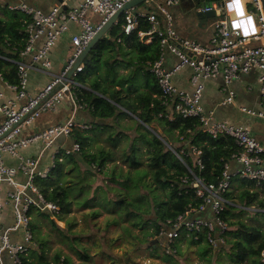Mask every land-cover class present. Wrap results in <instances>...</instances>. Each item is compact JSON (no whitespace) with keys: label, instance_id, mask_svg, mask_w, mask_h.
I'll return each instance as SVG.
<instances>
[{"label":"trees","instance_id":"1","mask_svg":"<svg viewBox=\"0 0 264 264\" xmlns=\"http://www.w3.org/2000/svg\"><path fill=\"white\" fill-rule=\"evenodd\" d=\"M124 16L93 45L84 67L74 76L79 85L72 89L73 98L81 105L79 120L87 126L73 125L67 137L58 138L47 175L34 179L43 198L58 206L53 216L65 223L59 227L47 218L60 248L49 258L53 241L49 233L40 235L33 221L30 227L38 247L24 262L72 264L70 255L79 264H90L97 257L113 261L104 245L120 247V240L126 238L132 248L146 245L149 256L176 264L173 256L180 254L181 244L174 254H159V245L154 246L152 239L160 223L194 199L188 168L204 183H216L224 163L240 150L230 136H209L195 118L166 117L156 78L149 70L159 56V41L154 38L145 44L139 39L138 31L148 28L144 17L125 34ZM29 20L25 12L0 3V74L10 84L18 80L16 61L26 43ZM98 119L105 123H97ZM183 142L201 149L202 168L194 164L187 149L180 153ZM73 143L79 150L65 153L64 148ZM225 197L221 214L228 225L224 245L212 249L202 234L194 240L186 232L180 236L181 243L195 246L207 264L212 257V264H259L264 249V189L253 180L234 179ZM74 212L82 223L77 232L73 231L77 225ZM114 227L120 231L111 237ZM91 230L94 234L88 233ZM101 230L99 237L96 233Z\"/></svg>","mask_w":264,"mask_h":264},{"label":"built area","instance_id":"2","mask_svg":"<svg viewBox=\"0 0 264 264\" xmlns=\"http://www.w3.org/2000/svg\"><path fill=\"white\" fill-rule=\"evenodd\" d=\"M129 0H80L70 9L61 5L53 6L48 12L31 7L24 2L7 3L9 10H21L29 15L26 26L27 39L20 58L16 61L17 83H6L14 92V97L3 101L0 93V264H32L24 262L35 247L31 232L30 210L53 213L58 206L46 201L34 183L35 177H45L53 164L58 148L54 142L67 137L73 125L86 127L82 121L73 119L81 108L74 101L72 89L79 84L67 78V72L82 53L97 31L107 20L121 10ZM180 0H145L151 6L147 11L128 10L124 14L122 30L125 34L137 26L138 19L144 17L148 28L138 31L139 39L149 44L154 38L159 41V56L150 65L149 70L155 76L159 89V98L166 108V117L173 119L195 118L204 132L212 138L230 136L239 147V151L230 161L224 163L220 179L216 183H204L189 168L193 177L191 186L194 199L173 217L160 223L157 243L165 254H174L181 244L182 232L197 240L202 234L212 249L225 243L227 222L221 214L234 179H250L264 189V143L259 142L247 127L234 124L226 119H218L214 109H207L203 103L206 81L221 79V98L219 106L234 104L236 93L231 84L253 68L259 71L258 97L261 108L252 109L238 105L239 112L264 120V9L261 0H201L196 11L212 10L211 34L205 41L188 38L181 34L175 24L173 9ZM241 10V12H239ZM92 15L99 19L93 22ZM69 23H75L78 31L70 36L71 53L64 68L58 72H49L52 67L50 51L57 39L68 31ZM174 61H171V58ZM84 65L80 63L74 76ZM190 73L185 86L178 85L174 77L183 68ZM30 71L44 72L48 81L35 94L27 92ZM68 91V94L66 92ZM72 105L70 117L36 131H31L36 120L48 111H56L63 99ZM34 143H40V149L34 156L22 154ZM180 153L187 149L196 166L202 168L201 149L183 142ZM49 151L46 163L44 152ZM79 146L73 143L64 148L65 153H74ZM176 156L184 163L179 153ZM5 156L17 159L16 165L5 161ZM231 163L237 164L232 168ZM185 164V163H184ZM18 175L22 180L18 181ZM187 184L186 178L181 179ZM4 185L8 190L4 192ZM4 193L7 197L5 200ZM7 200L12 206V221L7 224L1 220ZM27 260V259H26ZM259 264H264V249L259 255Z\"/></svg>","mask_w":264,"mask_h":264},{"label":"crops","instance_id":"3","mask_svg":"<svg viewBox=\"0 0 264 264\" xmlns=\"http://www.w3.org/2000/svg\"><path fill=\"white\" fill-rule=\"evenodd\" d=\"M78 1L80 0H62V1H59V0H0V3L6 5L7 3L24 2L31 7L42 10L43 12H48L53 6H56V5H61L63 9H70L74 7L75 5H77ZM178 5H180V9L173 10V16L175 18V24L183 36L188 37L186 33L192 24H195L197 28H199L200 30H202L206 26V23H202L201 26H198L196 21L193 22L192 20H189L186 17V14L189 8L188 0H180ZM150 9H151V6L149 4L144 3L143 1L142 4L140 3L139 5L135 6L132 10L133 11H147ZM239 12H241V10H239ZM91 19L93 22H96L99 19V17L96 15H92ZM77 31H78V26L75 23H69L68 31L57 39L55 45L52 47L50 51L49 55L52 61V67L47 71L58 72L63 67V65H65V61L69 57L71 53V48H72V45L70 42V36L76 33ZM188 38H193V37H188ZM199 40L205 41L204 39H199ZM170 58H171V61H174L173 57H170ZM189 73H190L189 68L187 67L183 68L174 77L175 82L180 86H185ZM258 75H259V71L253 68L249 73L243 74L240 79L234 81L231 84V88L236 93L235 102L234 104H229L226 106L218 105V101L221 98V92L219 91V88L221 87V79L216 78V79H210L206 81L205 89L203 93V103H204L205 108L215 110V116L218 119H226L234 124L247 127L250 130L251 134L259 142L264 143V120L258 117L247 116L239 112L237 109L238 105H244L249 108L256 109V110L261 108L260 103H259L258 91H257ZM48 79H49V75L47 73L30 71L28 75L27 92L29 94H35L38 90H40L45 85ZM6 83L7 82L2 79V76L0 74V93L2 94L1 99L3 101H6L14 97V92L6 86ZM66 101L68 104H64V105L65 106L67 105L66 108H69L70 106L69 109L72 112L71 103L68 100ZM59 108H60V105L57 109ZM76 112H78V110ZM68 113L69 112L66 113V118L61 119L58 122H63L67 120L71 115V113L69 114ZM79 121H82V120H79ZM49 125H52V124H45V125L40 124L39 127L36 128V130L49 126ZM34 127L31 128V131H33ZM39 149H40V143H34L30 145L28 148H26L25 150H22V154L34 156L38 153ZM4 158H5V161L9 163L10 165H16L17 163V159H15L14 157L5 156ZM46 160H47V157H45L43 162L46 163ZM230 166L232 168H236L237 164L231 163ZM17 180L21 181L22 176L18 175ZM8 188H9L8 186L4 185V192L5 190H8ZM4 196L6 200L7 197L5 193H4ZM1 220L7 224H9L12 221V206L8 200L4 205L2 215H1Z\"/></svg>","mask_w":264,"mask_h":264},{"label":"rangeland","instance_id":"4","mask_svg":"<svg viewBox=\"0 0 264 264\" xmlns=\"http://www.w3.org/2000/svg\"><path fill=\"white\" fill-rule=\"evenodd\" d=\"M211 29H212L211 21H207L206 26L202 30L197 28V26L195 24H192L190 26L189 30L187 31L186 35L188 37L206 40V39H208V37L211 34ZM64 104H68L65 98L62 100L59 109H57L56 111H48L46 113H43L36 120V122L34 124L35 127H34L33 131H35L36 128L39 127L40 124L41 125L53 124V123H57L61 119L66 118V113L67 112L71 113V110L69 109L70 106H69V108H66L67 105L65 106ZM80 114L81 113H79V112H76L74 114L73 118L75 121H78ZM83 114H84V112H83ZM50 150L51 149L45 150L44 158L45 157L48 158ZM72 215L77 218V225L73 229V231L77 232L78 230L82 229V226H81L82 223L78 219L79 213L74 212V213H72ZM47 218L55 220L56 224L59 227H64L65 223L63 221L56 220V218L53 216V214L48 212V211H46V212L43 211V213H40V214H38L37 210L32 209V211H31V221L32 222L34 221L33 223L37 224L38 230H39L38 232L40 233V235H44L45 233L46 234L49 233L50 240L53 241V244L51 245V248L48 251V256L50 258L52 256V254L54 253V251L56 249L60 248V245L57 242H54L55 241V233L52 230H50L51 224ZM102 220H103V217L101 215L99 217L100 224H101ZM111 230H112V232L110 233V236L115 237L119 233L120 227H114ZM102 232H103V230H101L100 232H97L96 235L100 237ZM137 232L138 231L135 230V233H137ZM88 233H93V230H91ZM78 235L81 236V233H78ZM34 242H35L34 249H37L36 247H38V241L34 240ZM80 243L84 244V241H81ZM101 243H103V242L101 241ZM152 244H154V243H152ZM103 248H104V251H108L110 253V255L114 258L113 261H110V260L104 259V258L101 259V258L97 257L90 264H165L161 261V259L149 256V251L147 250L146 245H143L142 247L140 246V247H133L132 248L131 245L128 243V239H126V238L120 240V247H115L113 245L112 247L107 248L104 245ZM180 248H181L180 254L173 256L176 264H207V262L205 260H201L199 258V256L196 253V247L195 246H190L188 244L184 245V243L182 242ZM63 250L65 253L68 254L66 249L63 248ZM31 251L29 252V254H32ZM156 251H158V253L161 254L162 253L161 247L157 246ZM213 255H214V252H213ZM70 256L72 259V264H79L80 263L74 256H72V255H70ZM213 262H214V257H212L210 264H212Z\"/></svg>","mask_w":264,"mask_h":264},{"label":"water","instance_id":"5","mask_svg":"<svg viewBox=\"0 0 264 264\" xmlns=\"http://www.w3.org/2000/svg\"><path fill=\"white\" fill-rule=\"evenodd\" d=\"M62 1V0H59ZM145 0H129L127 3L124 4L123 8L119 11H117L115 14H113L108 20L107 22L97 31V33L94 35V37L90 40V42L87 44V46L83 49L82 53L80 54V56L77 58V60L72 64V66L70 67V69L67 72V78L72 80L74 78V71L75 68L82 63L83 65L86 63V55L88 54V52L90 51V49L93 47V45L107 32V30L116 23L117 19L126 11L128 10H132L135 6L139 5L140 3H142ZM189 1V8L186 14V17L189 20H192L193 22H197L198 26H201L202 23H206L207 22V18H210L213 16V11H207V12H198L196 11V7L198 5H203V3L201 2V0H188ZM205 1H214V0H205ZM262 1V6L264 9V0ZM173 10H179L180 9V5H175L174 7H172ZM64 68V65L62 67V69ZM66 94H68V91L66 92ZM97 123H105V121L103 119H98L96 121ZM156 217L151 216V220L155 221ZM152 243H154L153 245L155 246L157 243V239L154 238L152 239Z\"/></svg>","mask_w":264,"mask_h":264}]
</instances>
